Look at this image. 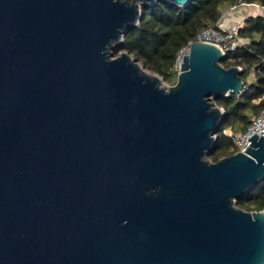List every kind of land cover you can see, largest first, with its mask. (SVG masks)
Wrapping results in <instances>:
<instances>
[{
	"label": "water",
	"instance_id": "obj_1",
	"mask_svg": "<svg viewBox=\"0 0 264 264\" xmlns=\"http://www.w3.org/2000/svg\"><path fill=\"white\" fill-rule=\"evenodd\" d=\"M157 1L0 0V264H264V211L235 204L264 136L208 158L242 71L208 41L169 87L112 56Z\"/></svg>",
	"mask_w": 264,
	"mask_h": 264
},
{
	"label": "trees",
	"instance_id": "obj_2",
	"mask_svg": "<svg viewBox=\"0 0 264 264\" xmlns=\"http://www.w3.org/2000/svg\"><path fill=\"white\" fill-rule=\"evenodd\" d=\"M241 3L264 6V0H190L184 6L158 0L146 8L139 23L128 30L115 51L118 54L129 52L145 69L175 84L177 75L172 67L180 50L202 29L216 24L232 5ZM239 33L249 42L228 52L221 64L226 68L247 64L248 70L242 72L246 88L241 95L214 96V102L223 108L224 116L216 132L217 144L208 154L213 162L238 152L225 130L245 132L264 105V14L246 17ZM251 70L255 72V80L247 84L245 79ZM235 204L250 212L263 210L264 179L237 198Z\"/></svg>",
	"mask_w": 264,
	"mask_h": 264
},
{
	"label": "built area",
	"instance_id": "obj_3",
	"mask_svg": "<svg viewBox=\"0 0 264 264\" xmlns=\"http://www.w3.org/2000/svg\"><path fill=\"white\" fill-rule=\"evenodd\" d=\"M245 4V3H241ZM241 4L232 5L229 10H236ZM246 5H253L257 7H263L258 4H246ZM246 18V17H245ZM245 19L241 22L225 26L221 24L219 20L216 24L210 25L204 29H202L195 37L194 40L190 41L184 48H182L176 58V61L172 67V70L178 75L179 70H181V62H182V55L189 51L190 45L194 41H208L212 43L219 44L222 50L225 52V56L230 51H236L240 47L247 45L249 42L248 39L243 38L239 33V28L243 25ZM240 71L244 72L248 70L247 64H239L236 65ZM255 74L254 70H251L247 75L245 81L247 84L252 83L251 74ZM244 81V80H243ZM246 85H243L241 92L239 95L243 94L245 91ZM227 136L231 137L235 142L238 151H245L246 148L250 145V137L257 133L259 135L264 136V105L260 111V113L255 116L252 120V123L248 126L245 132H234L231 128L225 130ZM264 211V209L262 210Z\"/></svg>",
	"mask_w": 264,
	"mask_h": 264
},
{
	"label": "rangeland",
	"instance_id": "obj_4",
	"mask_svg": "<svg viewBox=\"0 0 264 264\" xmlns=\"http://www.w3.org/2000/svg\"><path fill=\"white\" fill-rule=\"evenodd\" d=\"M226 11H228V12H230V13H233V12H234L233 15H234L235 18H237L236 20H239V22H240V20L242 21L243 19H245V17H248L249 15H252V14H264V8H263V7H257V6L246 5V4H241L236 10H231V11H230V10L228 9V10H226ZM226 11H225V12H226ZM225 12H224V13H225ZM224 13H223V15H224ZM238 15H240L239 18H238ZM224 16H226V15H224ZM224 16H223V17H224ZM242 16H244V17H242ZM112 52H113V54H112L113 57L119 55L118 52L115 51V49H114ZM161 85H162L163 87H165V85H166L167 87H169V86L172 85V84L166 82V81L162 78ZM210 100H211L212 102H214V96H212Z\"/></svg>",
	"mask_w": 264,
	"mask_h": 264
},
{
	"label": "crops",
	"instance_id": "obj_5",
	"mask_svg": "<svg viewBox=\"0 0 264 264\" xmlns=\"http://www.w3.org/2000/svg\"><path fill=\"white\" fill-rule=\"evenodd\" d=\"M233 13H230V12L226 11L224 13V15H226V16L222 15V17L220 19L221 24H223L225 26H230V25H234V24L239 23V20H236L237 18L234 17ZM239 16L240 15H238V18H239ZM242 17H244V16H242ZM240 22H241V20H240ZM251 79H252V81L255 80V74H253V73L251 74Z\"/></svg>",
	"mask_w": 264,
	"mask_h": 264
},
{
	"label": "bare ground",
	"instance_id": "obj_6",
	"mask_svg": "<svg viewBox=\"0 0 264 264\" xmlns=\"http://www.w3.org/2000/svg\"><path fill=\"white\" fill-rule=\"evenodd\" d=\"M183 55H184V54H183ZM183 55H182V57H183ZM182 57H181V58H182Z\"/></svg>",
	"mask_w": 264,
	"mask_h": 264
}]
</instances>
